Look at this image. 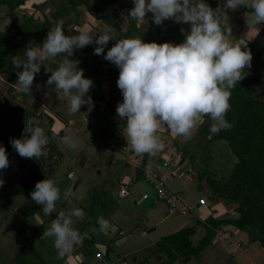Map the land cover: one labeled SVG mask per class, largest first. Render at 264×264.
<instances>
[{
  "label": "clouds",
  "instance_id": "1",
  "mask_svg": "<svg viewBox=\"0 0 264 264\" xmlns=\"http://www.w3.org/2000/svg\"><path fill=\"white\" fill-rule=\"evenodd\" d=\"M133 5L126 15L122 14L125 21H135L139 26L146 14L152 13L156 25L169 19L189 24V30L181 29L185 40L174 44L145 42L139 36L117 39L103 20L98 21L102 25L98 32L84 28L75 35H65L63 24L58 22L48 31L42 46L29 41L23 56L10 57L19 90L31 95L35 76L41 65H45L51 73L46 85H54L55 91L67 98L68 114L75 115L84 105L91 111L94 105L88 93L93 81L85 78L78 61L71 57L75 49L92 44L96 45L94 54L101 55L109 41L116 40L104 59L119 68L117 86L123 100L117 104L116 115L124 122L127 145L137 155L154 157L163 151L165 143L158 133L165 125L173 135L184 138H191L205 117L212 122L210 133L213 135L230 129L232 125L226 120V114L231 108V90L244 78L245 69L251 68L253 56L246 50L245 39L231 38L226 10L249 9L243 13L248 35L264 24V0H224L215 9L205 0H133ZM46 62L57 66L50 69ZM60 142L72 149L78 147L67 134ZM10 143L23 158H41L47 154L44 149L48 137L40 127H26L22 138H12ZM8 166L6 149L0 147V170ZM30 195L35 204L42 206L43 216L56 211L60 190L54 180L37 182ZM73 217L82 220L83 210H60L40 238H53L60 258L83 239L72 226ZM97 223L101 230L109 226L103 217Z\"/></svg>",
  "mask_w": 264,
  "mask_h": 264
},
{
  "label": "crops",
  "instance_id": "2",
  "mask_svg": "<svg viewBox=\"0 0 264 264\" xmlns=\"http://www.w3.org/2000/svg\"><path fill=\"white\" fill-rule=\"evenodd\" d=\"M66 2L71 7L66 6ZM223 2L224 0L205 1L213 9ZM9 3H17L12 11L17 19L16 24H21L26 19L28 24L42 26L46 33L58 22L63 24L65 35H75L78 33V30L84 28L95 33L102 27L98 21L103 20L105 24L112 28V34L117 39L139 36L145 42L164 43L166 40L171 39L172 43L179 44L185 40V35L181 29L185 31L190 29L189 24H177L173 19L165 20L161 25H156L152 20V13L146 14L145 21L139 26L135 21H125L122 14L126 15L127 10L134 6L133 0H89V3L87 1L80 2L75 7H73L71 0H0V33L4 34H12L14 32V28L8 25V22L10 23L8 17ZM64 3L65 5H63ZM60 9H63L65 12H62L61 16L53 21V16L59 13ZM248 10L246 7H241L236 11L226 10V23L231 29L230 36L233 40L245 39L246 43L248 40H253L254 43L256 41L263 42L264 24L258 25L257 31H253L247 35L248 29L245 25L243 13ZM149 37L154 40H148ZM115 43L116 40H110L104 53L97 55L100 61L88 65L81 64V66L78 63L79 69H83L84 71L85 78L93 81V86L88 93L90 96L99 94L107 97L113 83L118 80L119 72L112 70L110 62L104 59L108 49ZM39 44L42 46L43 43ZM87 47L95 49L96 45L92 44ZM262 59H264V56ZM43 68L46 69V67ZM106 68L109 70H106ZM49 76L50 74L43 75L39 80L48 79ZM36 86L31 92L36 90ZM57 99V108L61 111L59 113L56 112V109H52L55 113L54 111L53 113L52 111H46L47 113L46 115L44 114L42 120H45V118L50 119V117H46L47 115H53V120L50 122V125L47 124L46 128V131L49 133L53 132L52 128L56 122L62 123L63 128H60L56 132L57 136L61 138L65 136L64 128H67L72 123L70 122L72 119L69 121V117H66L68 114L66 113L68 103L67 98L63 96L62 92H60V96ZM122 100L123 97L121 98ZM117 117L113 114L111 118L116 121L118 127L115 128L112 135L110 134L111 137H109L107 145H105L109 147V150L107 149L108 155H111V162L114 163L115 169L118 172V174L111 176V183L117 184V192L111 197L112 203L108 206L109 214H100V211H98V215H95V217L91 218V222H88V227L87 225L83 226L79 222V218L73 217L72 226L83 237L81 243L75 245L73 250L63 258L58 257L55 263H51L50 259H47V257H50L49 253H43L45 257L43 259L39 255L43 263L163 264L168 261L169 255L163 245L158 248V243L165 236L182 228L192 226L193 232L188 236V240L192 246H196L199 240L204 238L208 227L214 230L215 233L210 242L197 255H179L170 264H255L253 255L251 254V249L255 246L253 245L255 243L242 246L246 239L250 240V235L245 230L237 228L231 223L221 222L217 226L209 221L210 218L214 221L226 218H238L239 213L237 210L233 211V207L237 206L233 204L235 202H229L222 196L215 198L214 192L210 189L208 193L206 191L201 192L200 188L197 192L193 190L192 196H195L191 198L192 200L188 201H186L180 192L176 191L187 205V212L169 213L164 202L155 201L152 186L148 180L144 178L142 180L145 181L134 179V168H137L142 173L144 168L149 166L165 180L183 177L193 178V185L196 188L201 186L200 183L204 178L199 180V173L190 166L186 170L183 168L185 160H187L185 156L187 152H180L176 143L168 141L169 138L166 135L169 133L168 135L177 139L180 145L183 147L187 145L190 152L192 151V154H196L199 151V146H201V141L199 136L195 134V129L193 131L194 135L192 134L193 136H191V138H196L193 142L194 144L188 145L191 138L177 137L171 133L166 125L162 126L158 135L165 143V148L156 156L146 158L142 155H137L127 145V140L123 135L124 122L121 121L119 123V119H116ZM83 120V118L79 119L81 123H83ZM121 124L123 125L122 127L119 126ZM77 141L80 143L78 139ZM94 141L97 140H93L91 143ZM204 141H207L206 137ZM78 147L76 155L70 153L66 156L67 160L71 161V164L76 165L75 172L73 171L64 175V180L69 184H57L60 190V199L56 202V211L50 216H43L42 208L34 212H31L29 209L27 211L23 209L20 212L17 210V205L11 204L9 207H5L4 203L0 204V264H21L25 261L19 258L23 250L29 251L30 249V253H34L35 239L33 238V234L36 229L42 235L44 229L49 227L51 221L55 219L60 210L68 211L77 208L75 202L72 201V194L76 192L77 183L80 178L78 172L84 168L87 169L90 165L86 163L88 158H84L82 145ZM104 147L101 146L103 149ZM199 153L203 155L205 152L202 150L197 152V154ZM182 154L185 155L182 157ZM204 156L208 155L205 154ZM72 158H75V162L72 161ZM68 162L66 161L65 163ZM164 162L167 163L166 166L163 165ZM123 185H127V190L121 196L120 190H122ZM220 204L222 207H218ZM78 208L80 209V207ZM100 217L108 221L109 226L107 229L101 230V226L97 223ZM86 227L87 231L83 233L82 231ZM41 242L48 252L50 250L48 247L53 242V238L45 241L40 239ZM98 251L101 252V257L95 256V253ZM22 264L28 263L24 262Z\"/></svg>",
  "mask_w": 264,
  "mask_h": 264
},
{
  "label": "rangeland",
  "instance_id": "3",
  "mask_svg": "<svg viewBox=\"0 0 264 264\" xmlns=\"http://www.w3.org/2000/svg\"><path fill=\"white\" fill-rule=\"evenodd\" d=\"M212 1L213 0H211V2ZM87 3H89V0H87ZM63 5H65V3ZM66 6L71 7L70 4H67V2ZM62 12L65 11L63 9H60L59 13L53 16V21L59 16H61L60 14ZM165 42H171V39H168ZM263 43L264 39L263 42L256 41V43H254L253 40H248L247 42L246 50H250L253 56L252 66L250 69H245L246 75L241 81H239V86L241 85L242 89L245 90L239 91L238 94L240 97H244L245 95L246 97L252 98V102L257 105V107L255 106L257 111L264 115V59H262V55H264ZM36 44L41 45L39 43ZM6 61L4 59L0 60V96L7 97L11 103H18L22 105L25 109L24 119L26 127H40L44 130L46 136L48 137V143L44 151L46 152L47 149H50L52 153L54 152L56 154V160L53 157L49 159V155L47 156V154L44 156L46 160V166H41V168L45 179L54 180L56 186L57 184H69L64 180V175L73 171L75 172L76 165L73 163L71 164V161L67 160L66 156L70 153L72 155H76V152L78 150L77 148L79 147L72 149L68 145L60 142V137L57 136L56 132L63 127L61 125L62 123H60L59 121L58 123L56 122V124H54L52 128L53 132L49 133L48 131H46V128L48 126L47 124L50 125V122L53 120V115H47L46 117H50V119L45 118V120H42L44 114L46 115L47 113L46 111L51 112L52 109H56V112L58 113L61 111L57 108V98H59L60 92L57 93L55 91L54 85H46V81L48 79L39 80L36 86V90L31 92V96L27 93L20 91L18 86L16 85V81L18 79L17 76L15 75L13 76L12 80H9L7 79L8 74L6 73V71H1V66H3L2 64H4V62ZM58 62L59 60L57 59V64ZM46 64L49 67V64L47 62ZM57 64H52V66H50L51 69H54ZM43 67L46 66L41 65V69H44ZM103 103V112L106 114L107 117H113V113L111 114L110 109H108V107L106 106V103ZM258 103L260 106L258 105ZM93 108L91 111H89L88 106L84 105L81 107L80 112L76 113L75 115L67 114L66 117H69V121L72 119L70 121L72 123H70L67 128H64L65 135H70L73 140H76L78 146L82 145L84 149V158H88L86 163L87 165L90 164L87 169L84 168L82 169V171H77L80 176L78 181L79 184L77 183L76 192L72 194V201L75 202L77 208L80 207V209H82L84 212V218L82 220L79 219V222L82 223L83 226L87 225V227L88 222L91 220V218L95 217V215H98V211H100V214H109L108 206H110V203H112L111 197L115 195V192H117V184L111 183V176L118 174L115 169L114 163L111 162V155H108L107 149L109 147L105 146L107 145V141L112 134L107 135V132H105L104 134H99V132H102V126H100L101 129H99V127L96 125L95 111L93 110ZM66 113H68L67 109ZM114 115L115 117L117 116L116 113H114ZM80 118L84 119L83 123L79 121ZM116 119L118 120L119 117H117ZM118 122L120 123L121 120L119 119ZM64 123L66 124V122ZM211 123V120L205 117L195 128V134L199 136V139L201 141V146H199V151L197 152L203 150V152H205L203 153V155L201 153L197 154V152L196 154H192L193 152H190V149H188L187 145L183 147L182 145H180V142L177 139H174L173 137L168 135L169 133H165L169 138L168 141L176 143L177 148L180 152H187H184L186 153L185 156L187 158L183 165L184 170H186L190 166L191 168L196 170L197 173H199V180H202L204 178L203 181L200 183L201 186L197 188L193 185V178L183 177L179 179L172 178L170 180H166V189L169 192H180V194L186 199V201L192 200L191 198L195 196H192L193 190L197 192V190L200 188L201 192H210V188L207 185L208 182L206 181V177L214 176L215 178H218V180L224 181L228 185V187L235 185L236 182V175L233 172L234 163L238 160V157L233 151V146L236 140H233L234 143H230V139L228 140L226 138H215L213 140L204 141V138L206 136L209 137L213 135L210 133ZM95 131L97 134L96 138L94 137ZM235 138L236 137L234 136V139ZM77 139L80 141V143L77 141ZM195 139L193 137L189 142L187 141L188 145L193 143ZM93 140L97 141L91 143V141ZM101 146H105L104 149L101 148ZM205 154H207L208 156H204ZM143 157L149 158L150 156L144 155ZM74 160L75 158H72V161ZM66 161L69 162L65 163ZM142 179L143 178H140L139 180ZM1 203H4L5 207H9V205L11 204L17 205V210L20 212L23 211V209L25 211H27L28 209L32 211L36 207L37 209L42 208V206L35 204V202L27 198L24 192L14 184H0V204ZM233 204L237 205L236 203ZM218 207H222V205L220 204ZM236 210L237 206L233 207V211ZM194 222L196 221L194 220ZM215 223H218V221H215ZM87 227L82 231L83 233H86ZM251 229H253L252 231L256 235L264 236V232H261L256 228ZM245 232L249 234V232ZM39 237H41V235L36 229L33 234V238L35 239L34 253H30V249L29 251L23 250L22 255L19 257L20 259L25 260L22 263L27 262L28 264H44L43 261L40 259V256L42 259L45 258L43 253L50 254V257H47V259L49 258L51 263H55L58 260L57 251L53 246V242L48 247V249L50 250L47 252L46 248L43 246V243H40ZM252 243H255L253 244L255 246H253L251 249L253 261L255 262V264H264V246L260 244L258 239L250 237V240L246 239L245 243L243 242L242 246L251 245ZM39 246L41 247L39 248ZM255 250L257 251L254 254Z\"/></svg>",
  "mask_w": 264,
  "mask_h": 264
},
{
  "label": "trees",
  "instance_id": "4",
  "mask_svg": "<svg viewBox=\"0 0 264 264\" xmlns=\"http://www.w3.org/2000/svg\"><path fill=\"white\" fill-rule=\"evenodd\" d=\"M71 1L73 7H75L77 3L87 0ZM17 3L8 4V17L10 20L8 25L14 28V32L12 34L0 33V60H7L2 64L1 71H6L8 74L7 79L9 80H12L13 76L16 75V69L11 64L10 57L17 54L23 56L24 49L29 41L43 43L47 35L42 26L38 24H28L26 19H24L21 24H16L17 19L12 11ZM148 40L154 39L149 37ZM263 56L264 55H262V57ZM57 59L59 60V58ZM71 59L78 61L80 65L94 64L100 61V58L94 54V48L87 46L83 49H75ZM52 64L53 63L49 64L50 69ZM110 66L112 70L119 72V68L111 62ZM108 68H106V70ZM20 70H22V68ZM46 74L51 73L46 69H41L40 72L36 74L32 90L35 88L39 79ZM241 90L244 91L245 89H242L241 85L239 86V82L236 84L235 88L231 90V98L229 101L231 108L226 114V120L232 127L230 129L221 130L215 135L206 136L207 140L226 138L228 140L230 139V143H234L233 140H236L233 146V151L238 157V160L233 166V172L236 175L235 185L228 187L224 181H220L214 176L206 177V181L208 182L207 185L210 190L214 192L215 198L222 196L229 202H235L237 204L239 217L236 219L226 218L218 221V223H215L212 218H210L209 221L217 226L221 224V222L231 223L237 228L249 232L251 238L258 239L260 244L264 246V236L256 235L252 231L253 229H251L256 228L264 232V115L257 111V105L252 102V98L246 97L245 95L244 97L242 96L243 98L239 96L238 92ZM91 97L94 105L96 125L99 129H101L100 126H102V132H99V134H104L105 132H107V135L112 134L118 125L116 121L112 120L111 117H107L103 112V102L106 103L111 114L116 113L117 104L121 102V98L123 97L117 86V82L113 83L107 97L99 94L92 95ZM117 101L118 103H116ZM119 126L122 127L123 125L121 124ZM96 136L97 134L95 131L94 137L96 138ZM234 136L236 137L235 139ZM49 152L53 154V156L56 155L54 152L52 153L50 149ZM183 155L185 154H182V157ZM36 160L38 161V159ZM133 174L134 179L143 178L141 171L137 168L133 169ZM239 198L243 200L239 201ZM261 200L263 202L259 204ZM245 205L247 206L245 207ZM36 210L37 207L31 212ZM192 232V226L185 227L165 236L163 240L158 243V248L163 245L169 255L168 261L163 264H170V262L179 255H197L200 250L210 242L215 233L214 230L208 227L204 238L199 240L196 246H192L188 240V236Z\"/></svg>",
  "mask_w": 264,
  "mask_h": 264
},
{
  "label": "water",
  "instance_id": "5",
  "mask_svg": "<svg viewBox=\"0 0 264 264\" xmlns=\"http://www.w3.org/2000/svg\"><path fill=\"white\" fill-rule=\"evenodd\" d=\"M24 114L25 109L22 105L11 103L7 97L0 96V147L6 149L9 159L8 168L0 170V184L18 186L31 200L30 194L36 183L45 179L41 166H46V160L45 157L38 158V161L34 158H23L10 143V139H18L23 135L26 127ZM46 153L47 156L51 154L49 149ZM242 200L239 198V201ZM262 202L260 201L259 204Z\"/></svg>",
  "mask_w": 264,
  "mask_h": 264
},
{
  "label": "built area",
  "instance_id": "6",
  "mask_svg": "<svg viewBox=\"0 0 264 264\" xmlns=\"http://www.w3.org/2000/svg\"><path fill=\"white\" fill-rule=\"evenodd\" d=\"M167 163H163L166 166ZM143 178L148 180L153 188V197L155 201H162L167 206V211L169 213H186L187 205L180 197L179 194L174 192H169L166 189V180L162 178L154 169L146 166L142 172ZM127 185L122 186L120 190V195L123 196L126 193ZM96 257H101L100 251L95 253Z\"/></svg>",
  "mask_w": 264,
  "mask_h": 264
},
{
  "label": "flooded vegetation",
  "instance_id": "7",
  "mask_svg": "<svg viewBox=\"0 0 264 264\" xmlns=\"http://www.w3.org/2000/svg\"><path fill=\"white\" fill-rule=\"evenodd\" d=\"M53 157V154H50L49 156H48V158L49 159H51ZM48 160V159H47Z\"/></svg>",
  "mask_w": 264,
  "mask_h": 264
}]
</instances>
